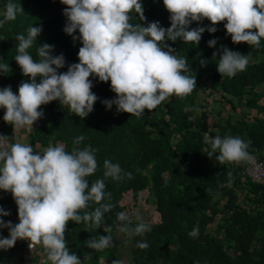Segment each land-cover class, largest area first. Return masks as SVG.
<instances>
[{
    "label": "trees",
    "instance_id": "trees-1",
    "mask_svg": "<svg viewBox=\"0 0 264 264\" xmlns=\"http://www.w3.org/2000/svg\"><path fill=\"white\" fill-rule=\"evenodd\" d=\"M9 2L0 0V20ZM11 2L23 11L0 27V59L3 60L0 62L10 66L9 72L0 74V88L10 85L18 94L20 83L30 78L22 74L14 60L19 43L17 35H26L29 26L41 27L42 32L29 52L38 60V46L53 45L52 54L65 57V67L58 70L61 73L69 65L79 63L78 52L83 45L64 31L67 24L64 9L68 6L61 0ZM141 3L146 19L140 20L139 14L133 12L132 23L146 26L158 21L165 28L171 26L170 13L163 0H141ZM226 23L216 24L215 33L205 31L198 45L185 44L179 39L166 41L180 56L187 58L189 75L196 77L197 86L183 99L173 95L156 109H145L137 118L118 112L115 105L108 109L103 101L114 99L116 93L111 90L110 81L101 82L93 75L91 91L98 100L86 118L70 112L58 100L41 106L44 117L36 122L30 134L34 151L63 143L71 153L73 148L82 150L90 145L96 150L98 168L87 177L89 184L103 179L105 191L111 193V201L106 198L102 203L111 202L113 208L105 213L99 227L68 222L67 246L84 264H102L103 258L111 262L119 260L114 231L125 223L117 219V214L128 210L121 203L126 186L134 190L146 188L150 201L160 210L159 220L150 224V232L130 236V264H264V187L243 179L244 162L221 165L215 159L218 152L210 158L207 155L210 145L204 142L205 133L210 137L240 136L245 141L251 140L250 153L264 159V38L259 47L246 42L233 43L224 26ZM211 26V21L204 19L192 22L190 29ZM74 35L79 36V31ZM212 39L217 40L215 48L208 45ZM222 46L250 56L247 69L232 78L222 77L217 70L219 56L213 58V53L222 51ZM200 59L206 60V66L200 65ZM207 89L213 95L219 92L225 98L224 104L234 111L239 109V115L231 114L224 122L210 116L204 99ZM5 111L0 108V135L8 136L13 142L14 129L3 120ZM80 135L84 140L74 144ZM105 159L118 163L125 173L131 172L132 178L125 176L116 181L105 177ZM229 171L232 179L227 186ZM98 206L91 203L88 210ZM0 207L10 213L2 217L5 222L13 215L18 217V205L11 192L0 189ZM126 214L131 219L128 227L134 228L140 220ZM18 223L19 217L15 224ZM107 227L111 228L110 233L104 232ZM194 228L199 229L195 238L188 235ZM0 231L7 234L9 229L0 228ZM100 235H111L115 247L100 252L87 247L86 241ZM141 241H146L149 247L138 248L136 245Z\"/></svg>",
    "mask_w": 264,
    "mask_h": 264
},
{
    "label": "clouds",
    "instance_id": "clouds-1",
    "mask_svg": "<svg viewBox=\"0 0 264 264\" xmlns=\"http://www.w3.org/2000/svg\"><path fill=\"white\" fill-rule=\"evenodd\" d=\"M61 2L68 6L64 9L67 18L64 31L83 45L78 52L79 63L69 65L66 72H59L65 67V57L53 55L54 46L48 43L38 46L39 59L34 60L29 49L41 34V27L29 26L26 35H17L19 43L14 60L22 74L30 79L20 83L18 94L10 85L0 88V108L6 110L3 120L14 130H31L44 117L41 106L57 100L81 119L86 118L98 100L91 91L93 75L101 82L110 81L111 90L116 93L114 99L103 101L108 109L115 105L118 112L139 118L145 109L154 110L173 95L183 99L197 86L196 77L189 75L187 58L180 56L166 41L179 39L185 44L198 45L205 31L215 33V25L223 21H227L224 26L233 43L246 42L259 47L264 38V0H163L170 13L171 26L167 28L158 21L146 26L131 22L133 12L139 14L140 20L146 19L141 0ZM21 11L22 7L10 0L0 27L15 20ZM204 19L213 26L190 29L192 22ZM77 30L79 36L74 35ZM216 44V39L208 42L212 48ZM217 56V70L222 77H235L250 62V56L223 46L222 51L213 53L214 59ZM206 64V60L200 59L202 67ZM9 70V64L0 62V74ZM83 140L84 136L80 135L73 142L78 145ZM204 142L210 145L211 150L207 152L210 158L219 153L215 159L221 165L250 163L254 159L248 151L251 140L245 141L240 136L210 137L205 133ZM95 151L89 145L82 150L73 148L69 153L63 143H57L40 153L28 143H9L8 136L0 135V189L11 192L19 217L18 224L5 222L2 217L10 213L0 207V228L9 229L8 237L0 236V249H11L17 240H28L30 249L42 245L51 264H84L67 246L68 222L99 227L105 213L113 208L111 202L102 203L106 198L111 201L104 180L89 184L87 179L98 168ZM103 166L105 177L116 181L125 176L132 178L131 172L125 173L111 160L105 159ZM227 176V186H230L231 171ZM91 203L99 206L89 211ZM117 219L125 222L118 225L119 231L129 236H143L151 231V225L142 219L134 228L128 227L131 219L124 212L118 213ZM104 232L110 233L111 228H105ZM188 235L198 237L199 229L194 228ZM86 244L97 252L115 247L111 235L93 237ZM136 246L146 249L149 244L141 241ZM113 264H124V261L114 260Z\"/></svg>",
    "mask_w": 264,
    "mask_h": 264
},
{
    "label": "rangeland",
    "instance_id": "rangeland-1",
    "mask_svg": "<svg viewBox=\"0 0 264 264\" xmlns=\"http://www.w3.org/2000/svg\"><path fill=\"white\" fill-rule=\"evenodd\" d=\"M259 88L261 89V87ZM204 99L206 101L205 104L207 105V109L211 112L210 115L212 116L215 114L214 117H217L216 120L224 122L230 118L228 117L229 115H239L240 113L239 109L234 111L229 107V105L224 104L225 98L217 91L216 94L213 95L210 90L207 89V92L204 94ZM216 111H220L217 116ZM121 203L128 206L126 213L131 214L137 220L142 219L149 224L159 220L160 210L150 201L146 188L134 190L131 187L126 186ZM114 238L118 248L119 260H123L124 264H130V236L127 233L119 231V228H117L114 231ZM16 244L21 247V245L25 243L24 240H17ZM102 264H113V262L103 258Z\"/></svg>",
    "mask_w": 264,
    "mask_h": 264
},
{
    "label": "crops",
    "instance_id": "crops-1",
    "mask_svg": "<svg viewBox=\"0 0 264 264\" xmlns=\"http://www.w3.org/2000/svg\"><path fill=\"white\" fill-rule=\"evenodd\" d=\"M2 124L0 123V128ZM36 127V122L34 123L33 127L31 130H28L27 128H21L18 130H13V136H12V141L9 143H15V142H21V143H30V134L34 131ZM47 147H39L38 152L42 153L43 149ZM12 213V212H11ZM17 217V216H16ZM18 221V220H17ZM0 236L2 237H8L9 232L7 234H3L0 231ZM23 245L19 247L18 244H15L14 247L11 249H0V264H51L50 261H47L46 263H42L40 261V252H43V249L41 248V251H30L28 250L27 247V242L24 240Z\"/></svg>",
    "mask_w": 264,
    "mask_h": 264
},
{
    "label": "built area",
    "instance_id": "built-area-1",
    "mask_svg": "<svg viewBox=\"0 0 264 264\" xmlns=\"http://www.w3.org/2000/svg\"><path fill=\"white\" fill-rule=\"evenodd\" d=\"M253 156V161L252 162H244V165L241 170V174L243 179L248 178L249 180H252L255 183H258L259 185H262L264 187V159L260 158L259 156L251 153ZM18 217L15 215L12 216V218L9 220L12 222L13 225L17 222ZM68 227V226H67ZM27 242V247L28 250L30 251H41V245H35L31 249L29 248V243L30 241L26 240ZM40 261L42 263H46L47 256L45 253L40 252Z\"/></svg>",
    "mask_w": 264,
    "mask_h": 264
}]
</instances>
